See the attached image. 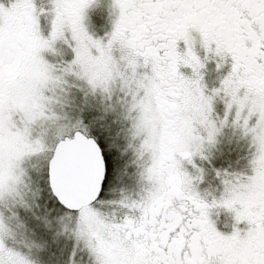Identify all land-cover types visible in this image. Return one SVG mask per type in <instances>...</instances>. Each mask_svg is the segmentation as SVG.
Masks as SVG:
<instances>
[{
  "label": "snow or ice",
  "instance_id": "obj_1",
  "mask_svg": "<svg viewBox=\"0 0 264 264\" xmlns=\"http://www.w3.org/2000/svg\"><path fill=\"white\" fill-rule=\"evenodd\" d=\"M0 264H264V0H0Z\"/></svg>",
  "mask_w": 264,
  "mask_h": 264
}]
</instances>
